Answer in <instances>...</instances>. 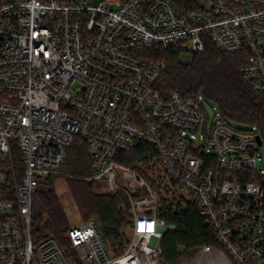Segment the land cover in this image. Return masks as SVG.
Here are the masks:
<instances>
[{"label":"built area","instance_id":"2783aa9c","mask_svg":"<svg viewBox=\"0 0 264 264\" xmlns=\"http://www.w3.org/2000/svg\"><path fill=\"white\" fill-rule=\"evenodd\" d=\"M207 39L227 54L246 51L241 78L264 94V0L0 4V264H166L161 243L177 228L162 212L190 205L223 248L198 249L209 264H263L258 128L216 107L210 118L203 95L156 88L166 64L152 51L199 55ZM76 138L86 142L91 180L128 201L119 255L97 219L62 238L33 236L34 198L64 173ZM140 148L134 166L121 162Z\"/></svg>","mask_w":264,"mask_h":264},{"label":"trees","instance_id":"16d2710c","mask_svg":"<svg viewBox=\"0 0 264 264\" xmlns=\"http://www.w3.org/2000/svg\"><path fill=\"white\" fill-rule=\"evenodd\" d=\"M5 1L0 0V4ZM150 56L166 64L156 86L162 96L173 90H179L183 96L203 95L218 107L228 122L239 127L256 126L264 144V94L255 93L240 75V69L248 58L246 51L227 54L207 39L204 52L192 56L188 62H183L182 55L174 51L154 50ZM141 151V148L132 151L124 157L128 160L122 158L121 162L134 166L141 160ZM63 172L68 176L66 185L80 216L87 221L97 219L110 250L115 255L121 254L126 247L127 228L131 224L128 201L120 194L95 193V182L88 180L93 176L92 163L82 138H76L69 148ZM59 178L50 176L45 179L34 198L32 232L35 239L48 236L62 238L71 228L55 189ZM260 183L264 190V175L260 177ZM161 219L177 228L167 233L161 243L166 264H179L184 256L203 246L223 250L194 206L190 205L179 214L166 207Z\"/></svg>","mask_w":264,"mask_h":264},{"label":"rangeland","instance_id":"374dc122","mask_svg":"<svg viewBox=\"0 0 264 264\" xmlns=\"http://www.w3.org/2000/svg\"><path fill=\"white\" fill-rule=\"evenodd\" d=\"M102 1H106V0H94L95 4H100ZM192 56L184 54L181 56V60L183 62H188L190 61ZM79 84L75 85V88L78 87ZM216 107V111H218L217 106L213 105V104H206L205 105V110L207 112V114L210 116V118L214 117V114L217 113L216 111L213 110V108ZM69 152V149H67V153ZM257 166L259 169L264 170V149H261V159L259 160L257 158L256 160ZM66 174L63 173L62 175H60V178L58 180H56L55 182V189H56V193L64 207L65 213L67 215V218L70 222L71 225H78L81 222L87 221L88 219H83L72 198L71 195L69 193L68 187L66 185V178L68 176H65ZM65 177V178H63ZM89 181H93L91 180V177L88 178ZM96 184V188H95V193L96 194H116L113 192H110L108 190V188L106 187V185L102 182H98V181H94ZM119 195V194H116ZM127 232H129V226L127 228ZM113 256L115 255L113 252L111 253ZM211 256H200V254L198 253V250L190 255H186L182 258L181 262L179 264H209L208 260L210 259Z\"/></svg>","mask_w":264,"mask_h":264},{"label":"water","instance_id":"95a60500","mask_svg":"<svg viewBox=\"0 0 264 264\" xmlns=\"http://www.w3.org/2000/svg\"><path fill=\"white\" fill-rule=\"evenodd\" d=\"M258 142H259V145H262V140L260 137H258ZM126 242L128 243L129 242V239L126 237Z\"/></svg>","mask_w":264,"mask_h":264}]
</instances>
